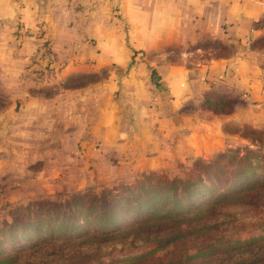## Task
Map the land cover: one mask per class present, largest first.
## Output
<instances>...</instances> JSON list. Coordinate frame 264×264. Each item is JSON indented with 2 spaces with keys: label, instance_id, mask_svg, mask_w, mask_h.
<instances>
[{
  "label": "crops",
  "instance_id": "crops-1",
  "mask_svg": "<svg viewBox=\"0 0 264 264\" xmlns=\"http://www.w3.org/2000/svg\"><path fill=\"white\" fill-rule=\"evenodd\" d=\"M109 2L0 0V181L56 172L75 192L180 170L264 110V0ZM209 38L231 52L187 50Z\"/></svg>",
  "mask_w": 264,
  "mask_h": 264
},
{
  "label": "rangeland",
  "instance_id": "rangeland-1",
  "mask_svg": "<svg viewBox=\"0 0 264 264\" xmlns=\"http://www.w3.org/2000/svg\"><path fill=\"white\" fill-rule=\"evenodd\" d=\"M109 7L153 6L149 0H110ZM187 50L199 58L232 48L209 38ZM171 51L176 56L183 48ZM251 115L252 122L247 113L222 128L225 144L210 157L156 171L171 180L203 172L208 193L188 197L181 188L150 187V172L75 192L56 189V172L44 187L36 174L27 181L1 180L0 264H264V110L253 108Z\"/></svg>",
  "mask_w": 264,
  "mask_h": 264
},
{
  "label": "trees",
  "instance_id": "trees-1",
  "mask_svg": "<svg viewBox=\"0 0 264 264\" xmlns=\"http://www.w3.org/2000/svg\"><path fill=\"white\" fill-rule=\"evenodd\" d=\"M257 43V42H256ZM256 43L254 46H256ZM256 47H263V46H256ZM148 178L146 181L149 182V186H163L173 190H179L180 188L184 191V194L188 197L205 193H208L209 187L204 183L203 172H197L195 169L194 171L190 172L186 179H168L166 175L161 174L156 171H152L148 173L146 176ZM136 186V184H134ZM131 189V188H130ZM208 189V190H207ZM189 210V209H188ZM187 210H182V213ZM226 246L230 244L225 243Z\"/></svg>",
  "mask_w": 264,
  "mask_h": 264
},
{
  "label": "water",
  "instance_id": "water-1",
  "mask_svg": "<svg viewBox=\"0 0 264 264\" xmlns=\"http://www.w3.org/2000/svg\"><path fill=\"white\" fill-rule=\"evenodd\" d=\"M178 117H179V116H175V117H174V121H176V119H178Z\"/></svg>",
  "mask_w": 264,
  "mask_h": 264
}]
</instances>
